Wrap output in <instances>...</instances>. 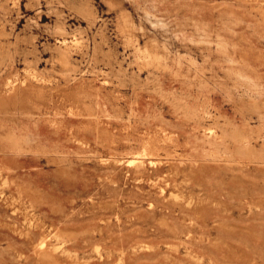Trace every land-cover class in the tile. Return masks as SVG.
Returning <instances> with one entry per match:
<instances>
[{"label":"rangeland","instance_id":"obj_1","mask_svg":"<svg viewBox=\"0 0 264 264\" xmlns=\"http://www.w3.org/2000/svg\"><path fill=\"white\" fill-rule=\"evenodd\" d=\"M0 264H264V0H0Z\"/></svg>","mask_w":264,"mask_h":264}]
</instances>
